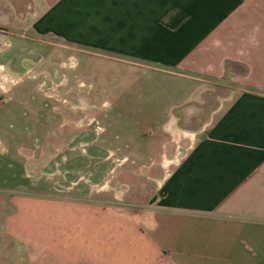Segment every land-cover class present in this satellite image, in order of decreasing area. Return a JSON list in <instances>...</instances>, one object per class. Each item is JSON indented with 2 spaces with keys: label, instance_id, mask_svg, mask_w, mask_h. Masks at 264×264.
Instances as JSON below:
<instances>
[{
  "label": "crops",
  "instance_id": "crops-1",
  "mask_svg": "<svg viewBox=\"0 0 264 264\" xmlns=\"http://www.w3.org/2000/svg\"><path fill=\"white\" fill-rule=\"evenodd\" d=\"M71 52L109 70L92 96L122 100L128 163L190 146L136 217L46 195L33 172L61 143L18 146L7 179L25 190L0 194V264L264 262V0H0V119L30 107L34 68ZM211 85L226 89L205 110Z\"/></svg>",
  "mask_w": 264,
  "mask_h": 264
},
{
  "label": "rangeland",
  "instance_id": "rangeland-1",
  "mask_svg": "<svg viewBox=\"0 0 264 264\" xmlns=\"http://www.w3.org/2000/svg\"><path fill=\"white\" fill-rule=\"evenodd\" d=\"M85 59L71 52L34 68L27 77L32 80L27 86L28 97L32 96L30 107L18 110L11 119H0L4 133L11 137L5 135L8 141L0 139V194L24 193L21 185L7 179L20 174L13 160L18 146L25 157L31 152L27 143H32V152L43 143H61L60 150L50 148L47 158L42 156L47 162L36 165L33 172V177L50 184L46 195L79 197L80 202L97 200L112 213L132 217L150 212L161 184L190 143H175L172 154L156 163H128L115 145L123 143V132L131 130L128 119L119 111L124 108L122 100L107 92L92 96L107 86L106 76L110 75L107 68L87 65ZM18 76L25 77V71L15 73ZM225 89L211 85L199 105L210 110ZM43 92L54 93V97L42 101L37 94ZM133 101L142 106L145 99Z\"/></svg>",
  "mask_w": 264,
  "mask_h": 264
},
{
  "label": "trees",
  "instance_id": "trees-1",
  "mask_svg": "<svg viewBox=\"0 0 264 264\" xmlns=\"http://www.w3.org/2000/svg\"><path fill=\"white\" fill-rule=\"evenodd\" d=\"M261 264H264V262H262Z\"/></svg>",
  "mask_w": 264,
  "mask_h": 264
}]
</instances>
